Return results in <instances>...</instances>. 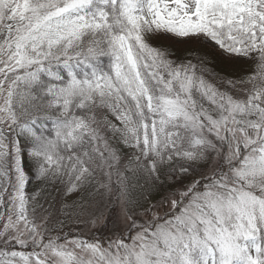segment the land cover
I'll use <instances>...</instances> for the list:
<instances>
[{
    "label": "snow or ice",
    "instance_id": "6c2138e0",
    "mask_svg": "<svg viewBox=\"0 0 264 264\" xmlns=\"http://www.w3.org/2000/svg\"><path fill=\"white\" fill-rule=\"evenodd\" d=\"M0 264H264V0H0Z\"/></svg>",
    "mask_w": 264,
    "mask_h": 264
},
{
    "label": "rangeland",
    "instance_id": "374dc122",
    "mask_svg": "<svg viewBox=\"0 0 264 264\" xmlns=\"http://www.w3.org/2000/svg\"><path fill=\"white\" fill-rule=\"evenodd\" d=\"M101 225H97L95 228H93L92 225H86L83 222H77L75 218L73 220L69 221L68 227L71 231L77 232L79 235L81 234V230H83L84 235H91L92 232L97 231Z\"/></svg>",
    "mask_w": 264,
    "mask_h": 264
},
{
    "label": "trees",
    "instance_id": "16d2710c",
    "mask_svg": "<svg viewBox=\"0 0 264 264\" xmlns=\"http://www.w3.org/2000/svg\"><path fill=\"white\" fill-rule=\"evenodd\" d=\"M33 187H35V185H33ZM54 196H57L58 194H53ZM71 199L72 198H68V200L66 201V203H68V204H71ZM57 207H59V205H57ZM74 218V217H73ZM73 218L72 219H67L66 220V222H65V224H64V227H63V233L65 234V235H67V236H76V235H79L77 232H73V231H71L70 230V228H67L68 227V223H69V221H71V220H73ZM60 219L61 220H65L66 219V217H65V215L64 214H61L60 215ZM101 227H102V225H101ZM100 227V228H101Z\"/></svg>",
    "mask_w": 264,
    "mask_h": 264
}]
</instances>
